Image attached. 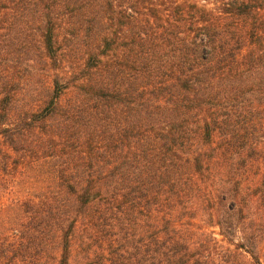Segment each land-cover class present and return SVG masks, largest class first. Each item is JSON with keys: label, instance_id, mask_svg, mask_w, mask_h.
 <instances>
[{"label": "trees", "instance_id": "obj_1", "mask_svg": "<svg viewBox=\"0 0 264 264\" xmlns=\"http://www.w3.org/2000/svg\"><path fill=\"white\" fill-rule=\"evenodd\" d=\"M0 264H264V0H0Z\"/></svg>", "mask_w": 264, "mask_h": 264}, {"label": "rangeland", "instance_id": "obj_2", "mask_svg": "<svg viewBox=\"0 0 264 264\" xmlns=\"http://www.w3.org/2000/svg\"><path fill=\"white\" fill-rule=\"evenodd\" d=\"M5 204H8L7 197L0 196V208H2L3 205H5ZM263 261H264V259H263Z\"/></svg>", "mask_w": 264, "mask_h": 264}]
</instances>
